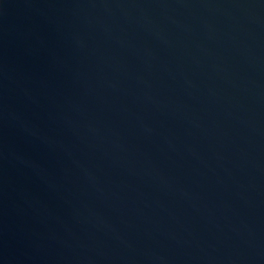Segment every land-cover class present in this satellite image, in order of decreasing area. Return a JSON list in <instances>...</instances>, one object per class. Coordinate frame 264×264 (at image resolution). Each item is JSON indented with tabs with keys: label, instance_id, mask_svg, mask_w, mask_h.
<instances>
[{
	"label": "water",
	"instance_id": "water-1",
	"mask_svg": "<svg viewBox=\"0 0 264 264\" xmlns=\"http://www.w3.org/2000/svg\"><path fill=\"white\" fill-rule=\"evenodd\" d=\"M0 264H264V0H0Z\"/></svg>",
	"mask_w": 264,
	"mask_h": 264
}]
</instances>
